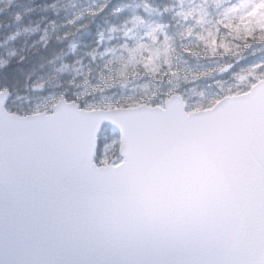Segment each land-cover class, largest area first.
Returning <instances> with one entry per match:
<instances>
[{"label":"snow or ice","instance_id":"1","mask_svg":"<svg viewBox=\"0 0 264 264\" xmlns=\"http://www.w3.org/2000/svg\"><path fill=\"white\" fill-rule=\"evenodd\" d=\"M0 264H264V0H0Z\"/></svg>","mask_w":264,"mask_h":264},{"label":"water","instance_id":"2","mask_svg":"<svg viewBox=\"0 0 264 264\" xmlns=\"http://www.w3.org/2000/svg\"><path fill=\"white\" fill-rule=\"evenodd\" d=\"M102 127H103V125H100V127L97 129V136H96V140H98V136H99V134H100V132H101V129H102Z\"/></svg>","mask_w":264,"mask_h":264},{"label":"rangeland","instance_id":"3","mask_svg":"<svg viewBox=\"0 0 264 264\" xmlns=\"http://www.w3.org/2000/svg\"><path fill=\"white\" fill-rule=\"evenodd\" d=\"M105 135H106V133H105V130L103 129V130H102V137L105 138Z\"/></svg>","mask_w":264,"mask_h":264},{"label":"trees","instance_id":"4","mask_svg":"<svg viewBox=\"0 0 264 264\" xmlns=\"http://www.w3.org/2000/svg\"><path fill=\"white\" fill-rule=\"evenodd\" d=\"M103 139H104V137H101V138H100V140H103Z\"/></svg>","mask_w":264,"mask_h":264}]
</instances>
